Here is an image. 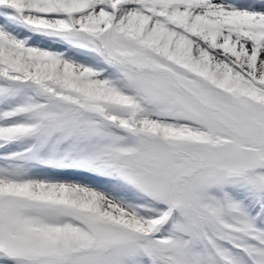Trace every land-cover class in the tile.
<instances>
[{
	"label": "snow or ice",
	"instance_id": "obj_1",
	"mask_svg": "<svg viewBox=\"0 0 264 264\" xmlns=\"http://www.w3.org/2000/svg\"><path fill=\"white\" fill-rule=\"evenodd\" d=\"M0 264H264V0H0Z\"/></svg>",
	"mask_w": 264,
	"mask_h": 264
}]
</instances>
